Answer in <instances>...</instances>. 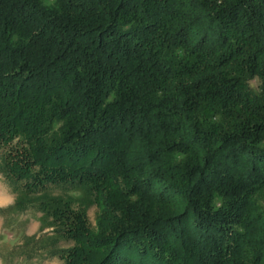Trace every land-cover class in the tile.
I'll use <instances>...</instances> for the list:
<instances>
[{
    "label": "trees",
    "instance_id": "1",
    "mask_svg": "<svg viewBox=\"0 0 264 264\" xmlns=\"http://www.w3.org/2000/svg\"><path fill=\"white\" fill-rule=\"evenodd\" d=\"M0 179L3 264H264V0H0Z\"/></svg>",
    "mask_w": 264,
    "mask_h": 264
},
{
    "label": "rangeland",
    "instance_id": "2",
    "mask_svg": "<svg viewBox=\"0 0 264 264\" xmlns=\"http://www.w3.org/2000/svg\"><path fill=\"white\" fill-rule=\"evenodd\" d=\"M160 186L159 183L154 187ZM15 196L7 185L0 179V209L11 206L14 202ZM98 209L96 206H91L87 211V216L90 225L95 227L96 216ZM50 231V228L41 230L40 213L29 211L19 216L4 217L0 215V264H3L2 257L6 250L19 241L23 235H40L44 232ZM63 245L70 246L71 242H63ZM45 264H64L61 259H53Z\"/></svg>",
    "mask_w": 264,
    "mask_h": 264
}]
</instances>
